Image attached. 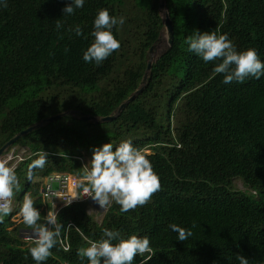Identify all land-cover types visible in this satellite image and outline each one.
I'll return each instance as SVG.
<instances>
[{"label": "trees", "instance_id": "1", "mask_svg": "<svg viewBox=\"0 0 264 264\" xmlns=\"http://www.w3.org/2000/svg\"><path fill=\"white\" fill-rule=\"evenodd\" d=\"M165 1L174 43L153 59L143 86L149 50L165 30L161 0H84L73 15L62 11L71 0H7L6 8L0 3V149L61 113L115 115L143 87L112 121L95 124L67 114L14 145L30 155L15 169L20 192L0 222V264H36L29 252L34 245L22 235L31 234L19 214L26 194L43 223V179L54 172L82 178L78 157H92L106 143L115 149L125 140L144 150L161 189L126 213L113 203L101 223L89 214L88 201L63 208L58 220L64 229L42 264H89L77 250L87 240L99 241L105 228L119 231L120 239H150L155 254L150 260L148 253L137 256L133 264H239L238 255L264 264V75L225 84L223 74L213 71L220 61L204 62L185 43L194 31H217L238 52L255 49L264 62V0ZM101 9L123 16L125 23L112 29L119 50L97 65L83 55L94 42ZM57 20L63 24L59 31ZM76 25L83 35L68 31ZM63 94L70 98L59 100ZM40 152L48 154L47 163L29 179L28 166ZM236 179L245 190L234 186ZM171 224L190 229L192 236L178 241Z\"/></svg>", "mask_w": 264, "mask_h": 264}, {"label": "clouds", "instance_id": "2", "mask_svg": "<svg viewBox=\"0 0 264 264\" xmlns=\"http://www.w3.org/2000/svg\"><path fill=\"white\" fill-rule=\"evenodd\" d=\"M0 3L7 7V0H0ZM83 5L84 0H71L62 11L64 15H73L75 9L82 8ZM124 23L123 16L115 17L107 9L99 10L91 33L94 42L84 52V61H94L99 65L114 51H118L120 42L114 37L112 29L117 25L123 26ZM61 28L63 24L57 20V31ZM68 31H74L77 36L83 35L79 25L70 27ZM185 43L188 50L195 52L204 62L220 61L213 71L223 74L225 84L243 83L248 77L260 79L264 75V62H261L257 51L249 48L238 52L227 34L194 31L186 38ZM36 155L38 158L28 166L29 179H32L34 169H43L47 163V153L40 152ZM12 159L11 155H0V222L12 213L15 194L20 190L15 165L10 163ZM82 170L79 187L85 196L90 197L103 210H107L113 203L120 206L122 213L135 210L147 204L161 189L159 177L144 150L134 147L130 140L122 141L115 149L111 143L94 148L90 163L83 166ZM19 214L27 228L31 229L29 240L34 246L29 248L30 255L36 264H42L52 255L51 249L58 243L61 230L64 229L58 220L55 205L43 217L44 222L40 223L41 214L33 199L26 194ZM192 226L196 227L195 222ZM169 228L178 233V241L183 242L192 236L190 229L176 224L169 225ZM114 240L119 242L113 244ZM146 253L149 254V260L155 254L147 236L132 235L128 239H120L119 231L107 228L103 229V237L99 241L87 240V246L77 250L78 257L82 260L87 258L89 264H133L137 256L143 257ZM237 259L239 264H249L244 256L238 255ZM140 264H144V261Z\"/></svg>", "mask_w": 264, "mask_h": 264}, {"label": "built area", "instance_id": "3", "mask_svg": "<svg viewBox=\"0 0 264 264\" xmlns=\"http://www.w3.org/2000/svg\"><path fill=\"white\" fill-rule=\"evenodd\" d=\"M16 168L15 166V169ZM81 181V177H77L70 173L54 172L45 177L43 179L41 195L47 212L53 205H55V210L58 214L63 208L74 203L88 201L90 204H97L90 197L85 196L83 190L79 187ZM70 200H72L71 203L66 205ZM65 249L68 250V247H65Z\"/></svg>", "mask_w": 264, "mask_h": 264}, {"label": "water", "instance_id": "4", "mask_svg": "<svg viewBox=\"0 0 264 264\" xmlns=\"http://www.w3.org/2000/svg\"><path fill=\"white\" fill-rule=\"evenodd\" d=\"M160 14L162 15L163 18V22H164V27H165V31L167 34V43H168V47L166 49V51H168L174 43V26L172 23V20L170 18V14L169 11L166 8V1L165 0H161L160 3ZM161 39L158 40V42H160ZM157 42V43H158ZM157 44L153 45L151 47V49L149 50V55L151 56V60L148 62V67H147V72L144 75L143 81L141 83V85H145V83L147 82L148 79V73L150 72V70L152 69V65H153V57L155 55V50H156ZM165 51V52H166ZM164 53V52H163ZM162 53V54H163ZM161 54V55H162ZM160 55V56H161ZM160 56H158L156 59H158ZM143 91V87L141 89H139L138 91H136L126 102H124L118 109L117 113L115 115L112 116H108V117H102V118H98L95 116H90V115H86L83 113H80L81 115V120L85 121V122H91L93 121L95 124H100L103 122H109L112 121L113 119H115L118 115H120L122 113V111L131 103L133 102L137 95L140 94ZM70 112V111H69ZM69 112H65V113H61L46 119H43L40 123L29 127L28 129L20 132L18 135H16L14 138H12L10 141H8L1 149H0V155H5V153L12 147L14 146L23 136L29 134L30 132H32L33 130H35L38 127L43 126L46 123H51L54 121H57L59 119H61L62 117L66 116L67 114H69Z\"/></svg>", "mask_w": 264, "mask_h": 264}, {"label": "rangeland", "instance_id": "5", "mask_svg": "<svg viewBox=\"0 0 264 264\" xmlns=\"http://www.w3.org/2000/svg\"><path fill=\"white\" fill-rule=\"evenodd\" d=\"M167 47H168L167 34H166V31L164 30L163 34H162L161 41L157 43V47H156L155 55H154L153 59H156L163 52H165ZM72 95H73V93H72ZM63 98H70V97L68 95L63 94L58 99L62 101ZM69 114H71L74 117L80 116V114L77 113L76 111H71V112H69ZM91 122H93V121H91ZM148 152H150V151H148ZM8 155L13 156V160L10 163L14 164L17 167L18 164L22 161V159H24L25 157L30 155V152L27 148L21 147L20 145H16V146H12L5 153L4 156H8ZM78 158L81 160L82 163H84V166H85L86 164L90 163L92 157L85 154V156H83L82 158L81 157H78ZM34 181L36 182L37 179ZM234 186L238 190H245L243 182L240 179L234 180ZM18 192H20V190ZM107 210L101 209L98 204H90V208H89L88 212H89V214H91L94 217L96 222L101 223L103 221V218H104ZM22 235H23V237H25L26 240H29V237L31 236V234H29L27 232H23Z\"/></svg>", "mask_w": 264, "mask_h": 264}]
</instances>
